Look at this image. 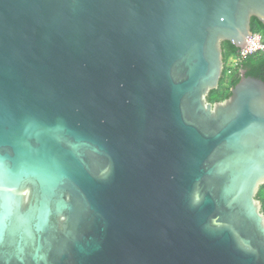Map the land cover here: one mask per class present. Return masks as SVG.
Masks as SVG:
<instances>
[{
	"label": "water",
	"instance_id": "obj_1",
	"mask_svg": "<svg viewBox=\"0 0 264 264\" xmlns=\"http://www.w3.org/2000/svg\"><path fill=\"white\" fill-rule=\"evenodd\" d=\"M264 0H0V264H264V81L212 103Z\"/></svg>",
	"mask_w": 264,
	"mask_h": 264
},
{
	"label": "trees",
	"instance_id": "obj_2",
	"mask_svg": "<svg viewBox=\"0 0 264 264\" xmlns=\"http://www.w3.org/2000/svg\"><path fill=\"white\" fill-rule=\"evenodd\" d=\"M252 31L259 32L264 39V25L255 18L252 19ZM222 46L225 68L219 89L213 90L208 98L212 103L222 102L231 96V88L241 79L240 70H245L247 76L259 78L264 81V54H256L249 57L233 69L229 66V62L233 57L238 55L240 49L228 41L223 42ZM258 198L262 202V210L264 212V185L259 191Z\"/></svg>",
	"mask_w": 264,
	"mask_h": 264
},
{
	"label": "built area",
	"instance_id": "obj_3",
	"mask_svg": "<svg viewBox=\"0 0 264 264\" xmlns=\"http://www.w3.org/2000/svg\"><path fill=\"white\" fill-rule=\"evenodd\" d=\"M256 54H264V39L259 32L252 33L250 40L247 42V46L241 49L238 55L230 60L229 66L235 69L244 60Z\"/></svg>",
	"mask_w": 264,
	"mask_h": 264
},
{
	"label": "rangeland",
	"instance_id": "obj_4",
	"mask_svg": "<svg viewBox=\"0 0 264 264\" xmlns=\"http://www.w3.org/2000/svg\"><path fill=\"white\" fill-rule=\"evenodd\" d=\"M230 65H231V63H230Z\"/></svg>",
	"mask_w": 264,
	"mask_h": 264
}]
</instances>
